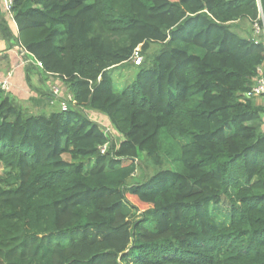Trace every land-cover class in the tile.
I'll list each match as a JSON object with an SVG mask.
<instances>
[{
    "label": "trees",
    "instance_id": "16d2710c",
    "mask_svg": "<svg viewBox=\"0 0 264 264\" xmlns=\"http://www.w3.org/2000/svg\"><path fill=\"white\" fill-rule=\"evenodd\" d=\"M12 12L7 49L42 63L24 66L29 87L56 77L75 103L32 113L0 87V264H264V96H244L264 37L233 29L264 28V0H13ZM124 65L136 77L118 88ZM79 108L106 115L120 143ZM144 156L154 172L129 183Z\"/></svg>",
    "mask_w": 264,
    "mask_h": 264
},
{
    "label": "rangeland",
    "instance_id": "374dc122",
    "mask_svg": "<svg viewBox=\"0 0 264 264\" xmlns=\"http://www.w3.org/2000/svg\"><path fill=\"white\" fill-rule=\"evenodd\" d=\"M233 29L245 37H252V38H258L259 36L264 37V28L258 29V25H255V27H253L248 21H239L237 23H234ZM160 48H161L160 44H157V43L153 44L151 47V50L147 54L142 55V60L152 56ZM32 66H36V65L32 64ZM136 73H137V68L131 65H124V66L115 68L113 70V74H114V81H115L116 86L118 88H123L127 83L131 82L136 77ZM35 74L38 75V77H41L39 72H36ZM38 82L39 81L37 80V83ZM40 83H41V86L45 85V89L43 92H46L49 96H53L52 90L54 86L59 87L61 89V94L64 96V98L65 97L67 98L69 95H73L72 92L67 87V85L60 79H57L56 77H52L51 79H48V80H44V78H41ZM42 88L43 87H36V90H34L36 91L38 96H40L42 93H38L37 90L39 92H42L41 91ZM30 92L31 94H33L32 91ZM44 96H46V94ZM60 98H63V97H60ZM57 103L58 104H56V106H53V109L48 110V112L52 110H56L57 108H60L59 101H57ZM26 109H28L32 113L46 112L44 109L36 110L32 106L30 107V105H28V108ZM79 110H81V112H83L91 120L98 122L105 132L107 131V134L110 136V139H111L110 141L111 144L112 143L119 144L120 141L123 139L122 135L119 132H117L116 129L111 125L106 115L98 111H94V110L87 109V108L86 109L79 108ZM107 147H108V144H107ZM64 158L68 161L71 160L70 155L67 153L64 154ZM87 164L92 165V161H87ZM8 172L9 170L0 164V174H7ZM153 172H154V167L150 165L148 158L144 156L142 161L139 162V166L137 170L132 175V177L129 179V183H134V184L139 183L143 181L144 179H146L147 177H149ZM128 197L130 200H132L138 205L140 210H144L150 206L147 203L141 202L135 196L129 195ZM226 213H227V207H226V204H223L220 206L217 212L218 219L225 220Z\"/></svg>",
    "mask_w": 264,
    "mask_h": 264
},
{
    "label": "crops",
    "instance_id": "0c3cea01",
    "mask_svg": "<svg viewBox=\"0 0 264 264\" xmlns=\"http://www.w3.org/2000/svg\"><path fill=\"white\" fill-rule=\"evenodd\" d=\"M0 16L4 17L8 21L11 31L17 35L18 32L17 24L15 20L10 19L4 13L1 2H0ZM7 47H8V43L0 35V74L2 76H5L9 70H13V75L11 77L12 87L10 93L25 108H28V105H30V107L32 106L36 110L44 109L45 111H48L50 109H53V106H56V104H58L53 96H47V100L43 102L34 101L33 98L38 99L39 96L37 95L36 91H34L35 89H31L29 87L26 81L24 68L18 65L19 63L18 53L20 50V45L14 44V47H12L11 49H7ZM37 80L39 81L38 83ZM32 83L34 84L33 86L43 87L41 91L42 92L44 91L45 85L41 86L39 77L35 73L32 76ZM30 91H32L33 94H31ZM37 92L40 93L38 90ZM257 101L263 102V98L259 97Z\"/></svg>",
    "mask_w": 264,
    "mask_h": 264
},
{
    "label": "built area",
    "instance_id": "2783aa9c",
    "mask_svg": "<svg viewBox=\"0 0 264 264\" xmlns=\"http://www.w3.org/2000/svg\"><path fill=\"white\" fill-rule=\"evenodd\" d=\"M4 13L12 20H14L12 6L13 0H0ZM258 29H260L258 25ZM29 52L24 48L20 47L18 56H19V63L18 65L24 66L29 62H34L38 66H42V63L38 61L36 58L28 57L27 55ZM133 61L136 64H140L142 62V55L140 53V48H137L134 56ZM13 75V70H9L5 76L0 74V87L5 91H10L12 87L11 77ZM53 97L55 100L59 101L61 109H67L71 103H75L74 96L69 95L67 98L61 94V89L59 87H55L52 90ZM245 97H262L264 96V65L259 68V76L255 79L252 87L244 93ZM63 97V98H60ZM107 133V131H106ZM107 145L102 147V151L106 150Z\"/></svg>",
    "mask_w": 264,
    "mask_h": 264
}]
</instances>
